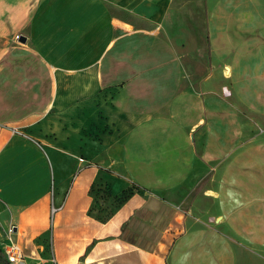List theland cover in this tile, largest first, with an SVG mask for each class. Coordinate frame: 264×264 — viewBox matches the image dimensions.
Returning a JSON list of instances; mask_svg holds the SVG:
<instances>
[{"label": "crops", "instance_id": "0c3cea01", "mask_svg": "<svg viewBox=\"0 0 264 264\" xmlns=\"http://www.w3.org/2000/svg\"><path fill=\"white\" fill-rule=\"evenodd\" d=\"M176 2L0 0L4 264H264V0H208L205 70Z\"/></svg>", "mask_w": 264, "mask_h": 264}, {"label": "rangeland", "instance_id": "374dc122", "mask_svg": "<svg viewBox=\"0 0 264 264\" xmlns=\"http://www.w3.org/2000/svg\"><path fill=\"white\" fill-rule=\"evenodd\" d=\"M209 7L208 0H177L175 4L176 13L169 30V36L178 44H183L184 47H187L188 43L195 45L191 55L194 59H198L199 66L197 67L204 68V70L207 69L208 63L205 28ZM189 58L187 56L186 61H189ZM192 74L191 78L196 75L193 72ZM216 185L217 177L209 168L204 169L200 176L186 183L185 189L191 194L190 203L195 205V213H206L208 211L211 217H217L214 194ZM137 190L138 188L135 185H130L126 190L128 195L125 196H129Z\"/></svg>", "mask_w": 264, "mask_h": 264}, {"label": "built area", "instance_id": "2783aa9c", "mask_svg": "<svg viewBox=\"0 0 264 264\" xmlns=\"http://www.w3.org/2000/svg\"><path fill=\"white\" fill-rule=\"evenodd\" d=\"M16 41H20V35L15 36L14 38ZM81 162L84 161V159L80 160ZM57 208L54 206L52 207V214H55L57 212ZM12 230H10V233ZM4 253L7 257V260L9 264H18L24 260V253L19 245H17L14 242H11L9 245L5 246Z\"/></svg>", "mask_w": 264, "mask_h": 264}, {"label": "trees", "instance_id": "16d2710c", "mask_svg": "<svg viewBox=\"0 0 264 264\" xmlns=\"http://www.w3.org/2000/svg\"><path fill=\"white\" fill-rule=\"evenodd\" d=\"M126 195V194H125ZM128 195V194H127ZM126 197L128 196H125L123 199H125ZM0 264H4V259L3 257L1 256V253H0Z\"/></svg>", "mask_w": 264, "mask_h": 264}, {"label": "water", "instance_id": "95a60500", "mask_svg": "<svg viewBox=\"0 0 264 264\" xmlns=\"http://www.w3.org/2000/svg\"><path fill=\"white\" fill-rule=\"evenodd\" d=\"M26 41V39L25 38H23V42H25Z\"/></svg>", "mask_w": 264, "mask_h": 264}]
</instances>
